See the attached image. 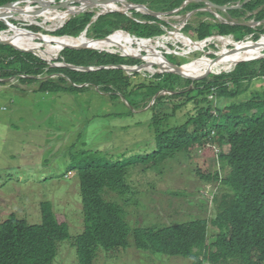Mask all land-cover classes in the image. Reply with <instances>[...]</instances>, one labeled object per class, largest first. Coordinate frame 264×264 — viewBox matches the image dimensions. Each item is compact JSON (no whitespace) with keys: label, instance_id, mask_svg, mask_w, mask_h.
<instances>
[{"label":"trees","instance_id":"trees-1","mask_svg":"<svg viewBox=\"0 0 264 264\" xmlns=\"http://www.w3.org/2000/svg\"><path fill=\"white\" fill-rule=\"evenodd\" d=\"M21 1L26 0H0V7ZM129 1L137 5H149V9L154 12L168 14L182 8L186 2V0ZM211 1L221 7L242 5L241 9L231 10L228 15L237 20L247 18L248 21L264 23V0H251L248 3H245L247 0ZM205 7L204 3L191 4L183 10V13ZM219 14L222 15L221 12ZM248 14L251 16L247 17ZM95 15V12L83 13L74 17L64 28L61 29V26L56 28L57 30L60 28L58 32L45 34L55 38L73 39L80 37L89 28L88 37L91 39H105L118 31H124L125 33L115 34L112 39L145 41L133 37L153 39L166 35L165 29L172 28L165 20L151 15L140 17L139 13H135L134 18L126 17L121 13H112L92 24ZM113 17L121 20H114ZM213 20H215L214 16ZM125 21L129 25L125 24ZM188 26L190 27L187 25L185 30H189ZM259 28L264 32V25ZM7 29L8 26L0 21V32ZM237 29L250 32L246 38L255 35L254 41L260 40L264 35L256 37L255 29L247 26L204 22L199 25L197 37L199 41L216 36L215 34L234 35L236 38ZM31 31L42 32L38 27ZM236 40L239 43H234L233 39H228L226 42L228 45H233V48L241 46L244 38H236ZM37 42L49 47L56 45L45 39ZM163 47L167 53L172 52L170 45ZM112 48L128 53L134 51ZM51 53L50 59H44L53 61L60 56L55 57V51ZM140 55H144V52L141 51ZM258 58L241 61L248 62L241 63L229 75L213 76L215 81L194 82L174 74H158L153 77L154 81L151 84L134 85L133 81L140 76L139 73L133 74L132 77L125 71L117 69L86 73L64 67L52 68L49 63L34 54L0 44V80L2 81L17 78L23 85L37 82L40 85L38 91L41 93L58 94L63 93V85H68L65 80L68 77L73 84L72 89L76 91H83L87 85L98 87L101 92L111 94L114 98L118 97V94L127 93L134 100L132 103L129 102L134 107L133 110L146 109L149 100L163 91L176 92L173 97L185 96L186 99L188 97L186 103L193 102L200 107L199 114L191 117L185 125L159 133L157 150L151 154L117 160L107 158L101 152L80 155L77 165L70 169L78 172L83 202L85 231L77 238L76 245L80 264H93L99 249L115 251L129 248L131 233L139 250L154 255L193 259L194 264H207V262L264 264V88L254 91L244 88L246 83L250 84L264 78V59ZM127 59L133 63H128ZM63 62L77 67L94 68L118 65L133 67L140 64L137 59L94 50H64L57 63ZM147 62L149 63L147 66H150V62ZM206 62L213 61L205 57L204 61L192 63ZM234 68L235 66L225 71L213 72L224 73ZM207 72H192L189 75L198 77ZM55 75L62 76L55 78ZM1 84L4 85L5 82ZM180 86L184 89L181 94L178 93ZM192 86H195L194 90H190ZM192 94L195 95L191 97ZM214 94L220 100L240 99V101L217 106L215 109L214 100L209 98ZM159 102H161L160 98L152 108H156ZM203 102L205 105L208 104V107H205ZM208 142H213L220 148H224L225 145L230 147L228 153L222 152L220 155V159L225 162L228 169L226 177L223 178L219 171L207 176L202 175L209 182H219L223 188L222 195L214 199L215 216L211 220L197 219L162 229L131 230L124 217L125 209L117 202L107 200L106 193L118 192L125 196L129 191L128 177L132 168L142 165L149 169L172 158L176 153L186 152L196 145L203 146ZM211 226L219 230L216 242L212 245L209 244ZM69 238L68 224L61 223L49 205L43 208L40 224H30L12 215L10 219L0 224V264H55L59 244Z\"/></svg>","mask_w":264,"mask_h":264},{"label":"rangeland","instance_id":"rangeland-1","mask_svg":"<svg viewBox=\"0 0 264 264\" xmlns=\"http://www.w3.org/2000/svg\"><path fill=\"white\" fill-rule=\"evenodd\" d=\"M42 1L44 6L54 7L61 0ZM126 1L128 4H133L129 0ZM186 1H188L187 6L180 8L181 10L177 9L172 14L161 13L160 18L170 23L172 28L165 29L166 35L154 39L182 33L185 36L189 35L187 37L194 43L203 42L207 39L199 41L197 36L199 25L204 22H235L239 25L243 24L242 26L249 24L255 29L256 37L264 34L262 28L254 24L257 23L255 20L252 22L247 18L235 20L228 15V12L223 13L206 4V7L200 10L183 13L186 7L195 4L190 0ZM26 4L21 3L20 6L24 8ZM32 5L40 10L43 8V5L37 3ZM238 6L242 5L234 7ZM147 7L149 8V5ZM54 8L55 11L63 9ZM208 8L214 14L209 12ZM73 10L76 11V8L70 11ZM102 10L101 7H97L88 12L98 13ZM122 10L127 11L125 16L131 18L138 13L128 7ZM176 11L180 12L174 13ZM44 12L48 11L44 10ZM219 12L222 13L221 19L215 22L213 16L215 17V13ZM40 14L42 16V13ZM143 15L147 14L139 12L140 17ZM32 16L31 22L27 20L13 22L21 28L28 27L29 30L41 28L43 33L48 34L60 30L59 28L51 32L44 25V27L31 26L30 23H42L37 18V14ZM250 16L251 14H248L247 17ZM112 19L121 20L116 17ZM52 20L57 19H45L46 22ZM25 23H28V26ZM125 24L129 25L127 21ZM185 24L190 25L189 30H185ZM248 34L250 32L245 29L235 31L237 39L244 38L245 42L254 41L255 35L246 39ZM215 35L219 36V34ZM37 43L40 49H45L39 42ZM170 48L171 53H167L160 45L155 48L165 60L161 63H150V66L146 67L147 71L139 73L140 76L134 79V85L151 84L155 75H165L158 73L163 71L152 64L170 68L169 63L182 66L193 64L192 62L205 57L213 60L216 58L215 54L221 53L224 45L216 41L204 51L191 52L184 56L186 48L181 43L171 42ZM117 51L113 55L121 54L119 50ZM132 53L141 56V50L135 49ZM209 53L211 55L207 56ZM261 53L264 56V51ZM61 54L55 62L60 59ZM146 55L147 53H144L142 56L146 57ZM129 60L127 59L128 63H133ZM145 60H139L138 65L146 63ZM232 72L222 74L214 72L205 79L194 82L215 81L213 76L229 75ZM60 76L62 75L54 77ZM65 80L68 85H63V93L58 94L41 93L38 91L40 85L37 82L23 85L17 78L0 80V224L10 219L12 215L30 224H40L43 208L49 205L59 221L68 224L70 231V238L59 244L55 264H80L76 245L77 238L85 231L83 202L78 172L70 170L77 165L80 155L101 152L107 158L117 160L151 154L157 150L159 133L185 125L191 117L199 114L200 107L193 102L186 103L188 97L187 99L185 96L173 97L176 92L163 91L149 100L146 109L133 110L134 107L129 102L132 103L134 100L127 93L124 94L125 96L118 94V97L114 98L111 94L101 92L98 87L87 85L83 91H76L72 89L73 84L70 79L66 77ZM1 82L5 84L2 85ZM250 85L251 91L254 89L253 86L264 88V78L257 79ZM194 89L195 86L190 88V90ZM183 90L180 86L178 93L181 94ZM194 95L192 94L191 97ZM158 98L161 102L156 108H152ZM209 98L214 100L215 109L217 106L240 101V99L220 100L215 94ZM202 99L201 97L200 100ZM175 107L179 108L174 109ZM205 107H208V104ZM229 149L228 145L220 148L213 142H208L203 146L196 145L186 152L176 153L172 158L168 157V160L149 169L142 165L132 168L128 177L127 194L122 196L118 192H108L106 199L117 202L125 209L124 217L131 230L162 229L197 219L211 220L215 216L214 199L222 195L223 188L219 182H209L202 175L207 176L219 171L225 178L228 169L225 162L220 159V155L222 152L228 153ZM218 233V229L210 227V245L216 242ZM129 244V248L115 251L99 249L93 264H194L193 259L154 255L139 250L135 245L133 233L129 236ZM207 264L211 263L207 262Z\"/></svg>","mask_w":264,"mask_h":264},{"label":"bare ground","instance_id":"bare-ground-1","mask_svg":"<svg viewBox=\"0 0 264 264\" xmlns=\"http://www.w3.org/2000/svg\"><path fill=\"white\" fill-rule=\"evenodd\" d=\"M81 3V8L77 7H71L68 10L60 9L59 11H55V8L51 6H44L41 10L40 8L33 7L32 4H26L24 8H22L19 5H16L15 7H4L0 9V19H4L7 23L8 29L6 31H2L0 34V38L11 40L14 44L17 46L26 49V50H35L37 54H39L43 58L50 59L52 51H55V57L60 55L63 47L65 46H77L82 44H91L93 47L100 49V50H108L113 52H118L116 49L112 48H119V49H131V50H141L144 53H147L146 58L150 63H161V61L165 60L163 58V55H160L159 51H155L154 48H157L159 45L161 48L165 49L166 45H170L171 42L175 43H181L186 48L185 54H190L193 51H199L206 47L205 43H201L200 45H195L193 42H189L185 35L182 33L174 34L171 37H162L160 39H154V40H145V41H128V40H120V39H112L110 42L107 43H93L89 41L86 37H82L81 39H66V38H55L51 37L49 35H46L43 32H33L28 29V27H19L17 26L13 21L14 20H27L32 21L33 14H37V18L42 21V23H30L31 26L35 25H42V27L47 26L45 28H48L51 30V32L57 30L56 28H61L74 16V14L81 10L88 9L89 7V0H78ZM122 5V7H121ZM131 4L127 3L126 0H120L115 3H106L103 5H99L98 8H102L103 10H122L125 9V7H129ZM88 6V7H87ZM72 8H76V11H70ZM139 11H144L143 8L138 7ZM44 10L48 11L47 13L44 12ZM12 13H17L16 15H13ZM57 19L52 20L49 22H46L45 19ZM13 19V20H9ZM49 23V24H48ZM28 23H25L26 26ZM44 25V26H43ZM44 29V28H43ZM45 30V29H44ZM48 40L54 42L56 45L54 47H48L45 44L40 43L45 49H40L37 45V40ZM228 40V39H226ZM224 40L225 47L221 51L220 60L217 61V63L214 62H206V63H197V64H190L187 66L188 69H186L187 74H190L192 72H207V71H225L227 69H230L234 66H236L238 63H240L243 60L246 59H253L258 57H263V54L261 52L264 51V37L261 41L260 47L256 48L253 44V42H243L241 46H236L237 51L234 53H231L229 50L231 48L228 47V44ZM235 43V42H234ZM139 46V47H137ZM123 54L128 55H134L136 56V53H128L123 52L119 50ZM165 69H169L168 67H164L160 65V71H165ZM144 71H147L145 69Z\"/></svg>","mask_w":264,"mask_h":264},{"label":"water","instance_id":"water-1","mask_svg":"<svg viewBox=\"0 0 264 264\" xmlns=\"http://www.w3.org/2000/svg\"><path fill=\"white\" fill-rule=\"evenodd\" d=\"M89 1L90 2H89L88 9H85V10L84 9L83 10L80 9L79 11H77L74 14V16L69 21H71L74 17H77V16H79V15H81L83 13L88 12L91 9L97 8L99 5H103V4H106V3H115V2H118L120 0H89ZM190 1L191 2H195V3H204L207 6L209 5L210 7L216 8V9L222 11V12H229V11H231L233 9H236V8H242V6H238V7H227V6L226 7H221V6H218V5L214 4L210 0H190ZM249 1L250 0H247L245 3H248ZM43 2L44 1H42V0H26V1H21L19 3H10V4H7V5L3 6V7H0V9L1 8H4V7H15L16 5H19L21 3H27V4L37 3V4H40V5H43ZM187 2L188 1H186L184 3L183 7L187 6ZM43 7H44V5H43ZM54 7L63 8V9H68V8H71V7H77V8L80 7L81 8V3L78 0H61L60 3L58 5H56V6H54ZM138 7L143 8L144 11H139ZM128 8L131 9V10H133V11H136L138 13L140 12V13L147 14V15H151V16H153L155 18L161 19L160 18L161 13L154 12V11L150 10L146 5L131 4ZM208 9H209V12H211L212 14H214L213 11H211L210 8H208ZM114 12L122 13V14L125 15L127 11H125V10H120V11L119 10H114V11L113 10H110V11H108V10H102V11L96 13L95 17L92 20V24L96 23L101 17L106 16V15H108L110 13H114ZM177 12H179V11H177ZM167 14H162V15H167ZM0 21L1 22H4L7 25V23H6V21L4 19H0ZM65 25L62 28H64ZM230 25H237V24L236 23H233V24H230ZM241 25H243V24H241ZM246 26L252 28V26L249 25V24L246 25ZM88 30H89V28L80 37L73 38V39H76L77 40V39H81L82 37H86L87 36V39L89 41L93 42V43H104V42L107 43V42H110L112 40V37L115 34L120 33V32L125 33L124 31H118L115 34H113V35H111V36H109V37H107L105 39L96 40V39L88 38ZM0 34H1V32H0ZM126 34H128V33H126ZM128 35L130 37H132L130 34H128ZM263 37H264V35H262V37L258 41H251V42H253V44H254V46L256 48L260 47V44H261V41H262ZM62 38H64V37H62ZM133 38H135L136 40H138L137 37H133ZM222 38H231V39H234L235 43H239L235 39V36H228V37H222ZM149 40H154V38L153 39H149ZM208 40L209 39H207V40H205L203 42L196 43V44L197 45H200L201 43H205V45H206V43L208 42ZM243 42H245V41H243ZM0 44L1 45H5V46L13 47L16 50L21 51V52L34 54L35 56H37V57L45 60L47 63H49V65L52 68L64 67V68H68V69H71V70H74V71L86 72V73L92 72V71H96V70H103V69H117V70H123L127 74H129V75H133V74H136V73H142V72H144V70L146 69L147 65H149V63L145 60V58H146L145 56L144 57L143 56H134V55H128V54H125L124 55L123 53H121L120 55L123 56V57H130V58H134V59L145 60L146 63H144L143 65H138V66L136 65V66H133V67L132 66H124V65L109 66V67H100V68H94V67H77V66H74V65H69V64H67L65 62H63L61 64L55 62V60H57L58 58L54 59L53 61L46 60L43 57H41L39 54H37V52L35 50H26V49H23V48L17 46L16 44H14L11 40H7V39L0 38ZM64 50H79V51H82V50H94V51H99V52H108V53H112V54L115 53V52H112V51H106V50L97 49V48L93 47L91 44H89V45L88 44H82V45H77V46H72V45L65 46V47H63L62 52ZM229 51L231 53H234V52L237 51V48L236 47H233ZM215 56H216L215 59H213V60L210 59V60L213 61L214 63H217V61L220 60L221 54H219V55L215 54ZM258 59H264V56L261 57V58H258ZM244 62H248V61H244ZM244 62L238 63L235 66L234 70L241 63H244ZM152 65L154 67H157L158 70H159L160 65H157V64H152ZM169 66H171L169 69H165V71L158 72V73L174 74V75H177V76H180L182 78H186V79H189V80H192V81H198V80H201V79H205V77H207L210 74L214 73L213 71H211V72L209 71V72L205 73L204 75L197 77V76H191V75L187 74L186 69H188L187 68L188 65L179 66V65H174L172 63H169ZM230 72H232V71H230ZM218 74H222V73H218ZM152 75H154V74H152Z\"/></svg>","mask_w":264,"mask_h":264},{"label":"built area","instance_id":"built-area-1","mask_svg":"<svg viewBox=\"0 0 264 264\" xmlns=\"http://www.w3.org/2000/svg\"><path fill=\"white\" fill-rule=\"evenodd\" d=\"M180 12V11H179ZM173 13V12H172ZM174 13H177V11L176 12H174ZM224 13V12H223ZM221 14H219V13H215V22H217L218 20H220L221 19V16H220ZM250 22H252V21H250ZM235 23V22H234ZM223 24H228V25H230V24H233V22H231V23H223ZM254 24L256 25V26H261L263 23H255L254 22ZM188 25V24H187ZM186 26V24L184 25V27ZM183 27V28H184ZM253 27V26H252ZM229 36H234V35H229ZM222 37H228V36H213V37H211V38H209V40H208V42L206 43V47H205V49L206 48H208L209 47V45H212L214 42H220V43H222L223 45H224V40H226V39H231V38H222ZM251 37H254V35H252ZM248 38V37H247ZM246 38V39H247ZM236 39V38H235ZM234 40V39H233ZM245 41V40H244ZM243 42V41H242ZM194 43V42H193ZM196 43H199V42H196ZM196 43H194L195 45H197ZM232 46L233 45H228V47H231L232 48ZM224 47H225V45H224ZM204 49V50H205ZM203 50V51H204ZM194 52H196V51H193L192 53H194ZM208 55H211V53H209V54H207V56Z\"/></svg>","mask_w":264,"mask_h":264},{"label":"crops","instance_id":"crops-1","mask_svg":"<svg viewBox=\"0 0 264 264\" xmlns=\"http://www.w3.org/2000/svg\"><path fill=\"white\" fill-rule=\"evenodd\" d=\"M235 20H236V19H235ZM236 24L239 25V23H236ZM185 37H186V39H187L189 42H192L187 36H185ZM183 56H184V55H183ZM204 60H205V58L200 59V60H197L196 62H198V61L200 62V61H204ZM246 87H247V89L249 88V91H251V85H250V84H249V85L247 84ZM246 87H244V88H246ZM253 88H254L253 91H254V90H257V89H260V88H256L255 86H253Z\"/></svg>","mask_w":264,"mask_h":264}]
</instances>
